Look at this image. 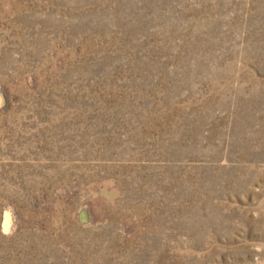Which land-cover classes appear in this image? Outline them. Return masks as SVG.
<instances>
[{
	"label": "rangeland",
	"instance_id": "374dc122",
	"mask_svg": "<svg viewBox=\"0 0 264 264\" xmlns=\"http://www.w3.org/2000/svg\"><path fill=\"white\" fill-rule=\"evenodd\" d=\"M0 264H264V0H0Z\"/></svg>",
	"mask_w": 264,
	"mask_h": 264
}]
</instances>
